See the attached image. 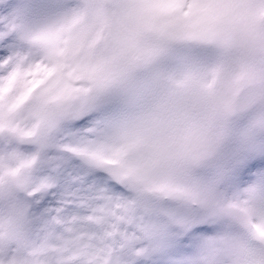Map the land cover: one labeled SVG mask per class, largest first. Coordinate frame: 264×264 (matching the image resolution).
<instances>
[{
    "label": "snow or ice",
    "instance_id": "snow-or-ice-1",
    "mask_svg": "<svg viewBox=\"0 0 264 264\" xmlns=\"http://www.w3.org/2000/svg\"><path fill=\"white\" fill-rule=\"evenodd\" d=\"M0 264H264V0H0Z\"/></svg>",
    "mask_w": 264,
    "mask_h": 264
}]
</instances>
